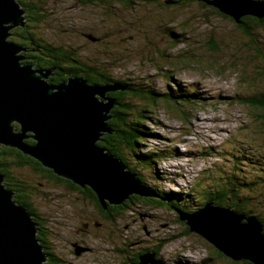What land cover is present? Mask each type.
<instances>
[{"label":"rangeland","instance_id":"rangeland-1","mask_svg":"<svg viewBox=\"0 0 264 264\" xmlns=\"http://www.w3.org/2000/svg\"><path fill=\"white\" fill-rule=\"evenodd\" d=\"M49 1V17L38 29L31 30L37 37L78 54L87 65L103 66L114 80L157 94L168 93L170 87L182 89L179 94L192 90L204 105L196 109L187 106L191 109L188 118L182 114L186 109L175 111L171 105L165 108L161 104L148 112L146 127L152 135L138 153L154 151L158 154L156 162L145 170L143 165L139 167L134 153L125 151L123 156L131 167L138 166L150 188L157 186L159 191L179 193L183 198L197 184L201 189L209 188L212 182L230 187L235 180L231 174L236 173L246 180L243 194L254 191L259 170L239 166L241 172L230 165L226 173L222 172L227 168L222 157L232 155L229 148L233 151L235 138L245 141L237 155L252 158L256 150L264 153V113L238 98L264 93V58L235 22L203 6L200 0L183 8L150 5L132 11L119 4L82 7L73 0ZM26 26L25 19V26L11 33ZM172 29L179 38L169 34ZM255 36L264 50V29L255 28ZM10 41L14 42L13 38ZM21 48L20 56L32 54L28 47ZM186 53L193 59L187 56L189 59L184 60ZM22 62L27 63L26 59ZM52 73L51 79L55 72ZM133 100L138 110L148 104L145 99ZM108 116L112 117L110 113ZM14 174L38 189L35 207L48 218L44 217L47 230L51 231L56 255L63 263L119 264L121 245H131L127 248L136 252L165 246L162 255L169 264H201L216 254L201 236L184 237L188 226L153 202L139 201L117 224L108 225L80 193L47 182L31 168H16ZM239 187L235 189L242 193ZM197 204L194 197L187 208L197 212ZM81 248L92 252L78 257Z\"/></svg>","mask_w":264,"mask_h":264},{"label":"water","instance_id":"water-1","mask_svg":"<svg viewBox=\"0 0 264 264\" xmlns=\"http://www.w3.org/2000/svg\"><path fill=\"white\" fill-rule=\"evenodd\" d=\"M209 4L238 23L248 16L264 19L261 2L214 0ZM25 14L17 0H0V148L17 149L57 176L91 187L104 207L121 206L132 195L156 197L121 159L99 146L111 133L108 113L116 106L108 92L125 89L91 86L82 78L52 85L48 80L54 70L41 71L23 63L22 48L10 41L12 30L25 26ZM27 139L37 144L30 145ZM5 181L0 172V264H46L49 256L38 239V224L15 203V193ZM178 213L192 234L232 260L264 264V229L257 220L245 224L242 216L214 204L194 215ZM140 260V264H163L155 253H146Z\"/></svg>","mask_w":264,"mask_h":264},{"label":"trees","instance_id":"trees-1","mask_svg":"<svg viewBox=\"0 0 264 264\" xmlns=\"http://www.w3.org/2000/svg\"><path fill=\"white\" fill-rule=\"evenodd\" d=\"M192 1L193 0H73V2L78 3L82 7H93L98 4H119L129 11H132L138 6L143 7L150 5L167 7V9L175 6L183 8L185 6L193 4ZM200 1L202 3L205 1L203 3V6L213 9L221 17L231 19V21L235 22L237 26L241 30H243V32H245L247 37H249L252 45H254L260 53V56L264 58V50L259 46V38H256L255 36V28H257L258 30L264 29V19L254 16H248L242 18V23H238L235 19L223 14L218 8L209 4L214 0ZM253 1L264 3V0ZM49 2V0H18L19 5H21V7L26 12L25 19L27 22V26L25 28L16 29L13 32L14 43L19 47H28L29 50L39 48L42 50L41 54L44 57L49 56L51 58L50 63H46L41 66L49 70H55L54 72L56 75L53 79L50 80L52 85L58 86L66 81H69L71 77H80L88 81L89 85L91 86L99 85L101 87L108 86L111 88L115 86H122L125 89L116 92L112 91L108 94V97L110 99L116 101L115 103L117 104V108L113 109L111 113L112 120L108 122V127L111 133L106 134L103 137L102 142L99 143V146L105 149L107 152L113 154L117 158L121 159L129 169V171L137 174L142 184L148 187L151 192L156 195V197L140 198L139 196H133L130 200L126 201L121 206H113L112 204L108 203L107 207H104L98 195L91 187L83 188L76 185L73 181L57 176L52 170L45 168L37 160L24 155L17 149L1 147L0 172L3 173L6 177L5 186L15 193V203L21 207H25L34 217V221L38 224V239L45 252L49 256L47 264H60L59 261H61L56 255V250L54 249L52 243L51 231L47 230L49 229L48 222L46 221V219L48 218L42 215L35 207L34 199L36 196V192H38V189L36 188V186L25 181L24 179L16 177L14 174V170L16 168H31L47 182L51 184L62 185L66 190L76 191L80 193L83 196L85 202L93 205L99 210V212L101 213V218H103L102 220L108 225L109 222L117 224L120 219L126 217V215H128V213H130L133 208L137 206L138 203H140L139 201H142L147 203L153 202L152 204L156 205L157 208H163L169 212H173V214L177 215L178 222L182 225H186V223H183L181 221L180 215L178 213L179 211L184 212L188 215H194L199 211L205 209L208 205L214 204L217 208L231 211L242 216L245 219V224L247 223V221L255 219L263 226L264 229V153L260 154V152L263 151L256 150L255 152L258 153L253 154L252 158L243 154L237 155L238 152H240L239 150L241 145L245 143V141L240 137L235 138V142H233V151H230L229 148V153L232 155L228 156L224 153L226 156H223L222 158L224 161H226L225 163L227 164L225 165L227 166V168L225 169V171L222 170V172L226 173V170L229 169L230 165H235L236 167L241 166L243 168L246 167V170L249 166H251L253 169L259 170V175H257L255 179L256 181L254 182V191H252V193H250L249 195L243 194L244 188L242 187H244V182H246V180L240 179L237 176L238 174L236 175V173L231 174L232 179L235 180L232 182L230 187H228L227 185L223 188L218 186L217 183L212 182L209 188L201 189L200 185L197 184V187L193 189L194 191L190 193L189 196H185L183 198H181L182 195L179 193L159 191V189H157V186L150 188V186L148 185L149 182L142 176V172L139 171L140 169L138 168V166L131 167L125 160L123 153L125 151L129 152V154L134 153L136 156V160L140 162L139 167L143 165L144 169L146 170L147 166L151 165V163L156 162V158L158 156V154L154 151H150L146 154L138 153L141 151V147L145 146L144 143L145 141H147V137L152 135L151 131L146 127V122L149 118L147 117L148 114L152 113V110H155L156 107L161 106L162 104L165 108H169L168 105L174 106L175 111L182 108L186 109L182 114L183 118H188L190 116L191 109L189 110L187 106L193 109L202 108L197 107V105H200V98L195 93V91L191 90V92L188 90H183L185 93L179 94L182 89L178 91V89L175 88H168L169 85L167 86L168 93L164 92L163 94H157L154 91L144 92L145 90L137 89L134 84H128L124 81L114 80L111 77L109 70H107L103 66L87 65L80 59L78 54L70 50H66L63 47H56L46 42L42 38L37 37L36 33L31 32V30L32 28L38 29L39 25L44 24L49 17ZM251 25L255 26V28H253ZM169 34L171 36L174 35V37L179 38L177 36V33L174 32L173 29ZM26 56L31 58L29 60L31 62H27L26 64L32 63V61L35 64V61H37L36 59L40 58L39 55L34 53L27 54ZM183 56L184 60H188L189 58L193 59V55L191 56L190 53L183 54ZM182 61L183 59L181 60V62ZM136 98L139 100L145 99L146 101H148L146 108L138 110L140 109L139 105L136 106L133 103V99ZM238 98H240L239 101H241V103H243L244 101L246 104L251 105L254 109L264 113V93L242 96L239 95ZM200 106L204 107V105ZM28 143L35 144L33 141H29ZM247 145L250 144L247 143ZM252 148L254 147L252 146ZM162 152L165 151H161L159 153ZM239 171L242 172V169L240 167ZM204 178L208 179V177ZM232 179L228 178L227 181L231 182ZM237 185L240 186L239 188H242V193H240V189H235V186ZM197 195L198 197L202 198H198ZM194 197H196L198 202L197 206L199 207V209H197V212L196 210H193V212L191 211V209L187 208L188 206H190ZM191 235V230L189 227H187L186 232L184 233V237ZM121 246L118 250V253L121 255L120 258L122 259V261L119 264H140L141 256L146 253H155L157 255V260H159L163 264H169L162 255L165 246H154L153 248L142 249L138 252L131 251L127 248L131 245H127L125 247ZM214 251L216 252L215 256L206 258L201 264H252L247 261H243L240 263L236 262L227 257L220 250L215 249V247Z\"/></svg>","mask_w":264,"mask_h":264},{"label":"flooded vegetation","instance_id":"flooded-vegetation-1","mask_svg":"<svg viewBox=\"0 0 264 264\" xmlns=\"http://www.w3.org/2000/svg\"><path fill=\"white\" fill-rule=\"evenodd\" d=\"M205 2V1H204ZM29 52H32L34 54H37L39 55L40 58L36 59L37 61H35V64L33 63L32 61V64L35 65V68L37 70H41V71H46V70H49V69H46L44 67H42L41 65L43 64H46V63H50L51 62V58L49 56H46L44 57L41 53H42V50L39 49V48H35V49H32V51H29ZM27 55V54H26ZM38 57V56H37ZM25 59H26V62H31L29 61L31 58H29L28 56H25ZM55 71V70H54ZM56 74H54L53 76H55ZM53 79V78H52ZM51 80V78H50ZM51 83V82H50ZM31 141H33L35 144H30L32 146H35L37 143L35 140L33 139H30ZM29 141H27L28 143ZM88 228V227H87ZM89 252H92V249L90 248H81V254L79 255L78 254V257H82L83 255H85L86 253H89ZM60 264H67V263H63V261H59Z\"/></svg>","mask_w":264,"mask_h":264},{"label":"bare ground","instance_id":"bare-ground-1","mask_svg":"<svg viewBox=\"0 0 264 264\" xmlns=\"http://www.w3.org/2000/svg\"><path fill=\"white\" fill-rule=\"evenodd\" d=\"M77 254H79V255H80L81 253H77Z\"/></svg>","mask_w":264,"mask_h":264},{"label":"clouds","instance_id":"clouds-1","mask_svg":"<svg viewBox=\"0 0 264 264\" xmlns=\"http://www.w3.org/2000/svg\"><path fill=\"white\" fill-rule=\"evenodd\" d=\"M47 264V263H46Z\"/></svg>","mask_w":264,"mask_h":264}]
</instances>
